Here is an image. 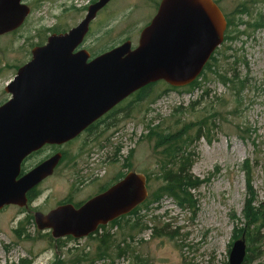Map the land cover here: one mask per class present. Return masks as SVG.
<instances>
[{
  "label": "rangeland",
  "instance_id": "374dc122",
  "mask_svg": "<svg viewBox=\"0 0 264 264\" xmlns=\"http://www.w3.org/2000/svg\"><path fill=\"white\" fill-rule=\"evenodd\" d=\"M95 1L25 0L31 14L23 26L0 37V105L10 99L5 87L17 67L31 59V50L55 29L77 26ZM214 1L237 27L232 40H225L210 58L211 72L203 71L192 86L176 88L160 81L135 92L119 108L115 125L105 126L111 120L99 125L101 133L87 149V136L64 147L60 167L36 189L34 206L48 213L65 200L78 203L131 171L147 176V201L137 213L93 237L57 242L23 208L5 207L0 210V264H89L105 233L116 244L126 237L134 252L118 258L113 247L110 258L92 264H229L233 244L242 238L243 264H264V0ZM159 3L111 1L91 24L86 45L92 53L125 41L136 47ZM218 75L232 81L224 84ZM201 120H207L208 130L197 139L195 125ZM153 129L179 140V157L191 158L192 181L183 188L185 195L162 190L163 163L169 160L150 137ZM249 206L258 212L254 226L244 215ZM134 220L144 230L136 229L130 238L126 222Z\"/></svg>",
  "mask_w": 264,
  "mask_h": 264
},
{
  "label": "water",
  "instance_id": "95a60500",
  "mask_svg": "<svg viewBox=\"0 0 264 264\" xmlns=\"http://www.w3.org/2000/svg\"><path fill=\"white\" fill-rule=\"evenodd\" d=\"M111 1L97 0L76 27L33 48L32 60L5 87L11 97L0 106V210L27 207V193L53 174L62 157L57 154L17 179L29 154L75 139L151 84H192L224 41L227 19L214 0H161L135 49L126 41L88 63L89 53L75 50ZM30 14L24 0H0V37L18 30ZM148 197L147 176L131 171L78 208L65 204L48 213L35 212L34 223L56 241L84 239L99 226L129 215ZM245 257L242 238L234 242L229 264H243Z\"/></svg>",
  "mask_w": 264,
  "mask_h": 264
},
{
  "label": "trees",
  "instance_id": "16d2710c",
  "mask_svg": "<svg viewBox=\"0 0 264 264\" xmlns=\"http://www.w3.org/2000/svg\"><path fill=\"white\" fill-rule=\"evenodd\" d=\"M244 11H246V10H243L242 12H244ZM226 19H227V30L225 32V40H229V39H231L230 36L234 33V29L237 27V24H235L232 21V16H230ZM260 25H261L260 27L263 26V24H260ZM204 71H205V74L207 71H210L209 62L207 63L206 67L204 68ZM202 75L203 74H201L198 77V79L194 83H192L190 86L197 84L199 82V79L202 77ZM218 76H219V79L224 84H227V83L232 81L231 79L227 78L226 75H222V76L218 75ZM152 85H154V84H151V85L141 89V91L144 89L150 88ZM195 126L197 128L196 138L200 139L202 136H204L203 132L205 130H208V122H207V120H201L199 123H196ZM150 137L155 139V146L156 147L163 148L162 155L167 156L168 160H169V161L163 163V172H162L161 179L163 180L164 186H163L162 190H164L168 194H173L175 196H179L178 192L179 191L183 192V188L189 182L192 181V179L189 177V171L192 167L191 158L186 157L184 159V158L179 157V154L177 153L178 151L176 149L180 145V141L176 140L175 138H171V135L170 136L164 135L162 133L157 132L155 129H153ZM174 156H176V159L177 158L178 159L176 161L172 162L171 159ZM119 179H121V178L118 177L117 181ZM183 194L185 195L184 192H183ZM139 207H137L130 214L137 213V210ZM244 215H245L246 219H248L249 223L253 226L256 225L259 221L258 212L256 210L252 209L251 206H249V209L244 213ZM124 218H125V216L120 218L119 220L114 221L113 223H119L120 220H123ZM129 221L126 222L127 226H129L128 228L130 231L128 237L133 238L132 232L135 231L136 229H138L139 232H142L144 230V226L142 225L141 221L134 220L131 223H129ZM124 227H125V225H124ZM249 235L251 236L250 233H249ZM98 240H99L98 241V247H97V250L95 252L94 259H92L89 264H92L97 260H104V259L110 258L111 257L110 250L113 247L115 248V250L117 252L118 258L126 257L130 250L132 252H134V250L128 244H126V242H125L126 237H123V239H121L120 242L116 244V238H114L113 235H111L110 233H105L103 236L99 237ZM54 241H56V240H54ZM247 261H249L248 258L246 259V262Z\"/></svg>",
  "mask_w": 264,
  "mask_h": 264
},
{
  "label": "flooded vegetation",
  "instance_id": "af4514ba",
  "mask_svg": "<svg viewBox=\"0 0 264 264\" xmlns=\"http://www.w3.org/2000/svg\"><path fill=\"white\" fill-rule=\"evenodd\" d=\"M26 2H28V0H26ZM96 2V1H95ZM161 2V0H160ZM24 3H25V0H24ZM111 2H109L102 10H104ZM160 4V3H159ZM92 5V4H91ZM159 7V6H158ZM30 8V7H29ZM89 8V7H88ZM31 9V8H30ZM100 10L98 12V14L102 11ZM88 11V10H87ZM158 11V9H157ZM157 13V12H156ZM97 14V16H98ZM156 15V14H155ZM96 16V18H97ZM96 18L90 23L89 25V31L88 33L86 34V36L84 37L83 39V42L81 45L78 46V48L75 50V52L77 51H80V50H86L89 55H90V58L87 59V62H91L93 61L96 57L108 52V51H111L112 49L120 46V45H114L112 46L111 48H109V50L107 51H104L102 53H92V51L90 50L89 46L86 45V41H87V38L90 34V31H91V24L96 20ZM76 27V26H75ZM74 28V27H73ZM72 29V28H71ZM70 30V29H69ZM69 30H65V31H57L56 29L52 32V35H61V34H65L67 33ZM50 35V36H52ZM48 39V38H47ZM47 39H46V42H47ZM46 42L40 44V45H37V46H43L46 44ZM126 42V41H125ZM124 43V42H123ZM122 43V44H123ZM36 47V46H35ZM34 47V48H35ZM137 47V46H136ZM136 47H133L132 45V48L135 49ZM32 52V50H31ZM31 57H32V54H31ZM32 59H28L24 62H22L23 64L21 66H18L17 69H16V74L18 72V70L24 66L25 64L29 63ZM15 74V76H16ZM14 76V77H15ZM13 77V79H14ZM12 79V80H13ZM11 80V81H12ZM10 81V82H11ZM133 94H131L129 97H127L126 99H124L122 102H120L119 104H117L115 107H113L110 111H108L106 114H104L100 119H98L97 121L93 122L91 125H89L79 136H77L75 139L69 141V142H66L64 144H46L45 146H43L42 148H40L39 150L29 154L26 158H24V160L21 162V166H20V173L18 175V178L17 179H20L21 177L25 176L26 174H28L29 172H31L33 169H35L37 166H39L40 164H42L43 162H45L46 160L50 159L51 157L57 155V154H61V160L59 161L58 165L55 167L54 169V172L51 176L47 177L46 179H44L39 185H37L35 188H33L32 190H30L28 193H27V199H28V206L27 207H23V209L32 217V220H34V214L35 212H42V213H46V212H43L41 210H38L36 209V206H34L35 204V201L37 200V198L39 197V193L36 191V189L42 185L46 180H48L50 177H52L55 172L57 171V169L60 167L63 159H64V156H65V150H64V147L74 143L76 140H78L80 137L82 136H87L86 137V145H85V148L84 149H87L88 148V144L91 143L95 138L96 136L101 133V131L99 130V125L105 121H110L109 123H106L105 126L106 127H110L112 125H115L116 121H117V118L119 117V112L121 111L119 108L121 107V105L124 103H126L131 97H132ZM11 97V96H10ZM9 100V99H8ZM7 100V101H8ZM6 101V102H7ZM123 104V105H124ZM129 112V110H125L124 111V116L127 117V113ZM93 153H91L92 155ZM43 156L41 159H39L38 162H36L35 164H30V162L34 159V158H38V157H41ZM81 173V172H80ZM105 190V189H104ZM103 190L101 189L100 191L92 194V195H89L87 196L86 198H84L82 201L78 202V203H74L71 199H68V200H65V202L63 203H58L56 205L57 206H60V205H65V204H73L75 205L76 207H79L80 205H82L83 203H85L86 201H88L89 199H91L92 197L100 194ZM9 207V206H8ZM17 207V206H16ZM55 207V208H56ZM69 238V237H67ZM72 238V237H70ZM73 239V238H72Z\"/></svg>",
  "mask_w": 264,
  "mask_h": 264
},
{
  "label": "bare ground",
  "instance_id": "6f19581e",
  "mask_svg": "<svg viewBox=\"0 0 264 264\" xmlns=\"http://www.w3.org/2000/svg\"><path fill=\"white\" fill-rule=\"evenodd\" d=\"M224 41H225V36H224ZM224 41H223V43H224ZM223 43H222V44H223ZM222 44H221V45H222ZM218 48H219V47H218ZM218 48H217V49H218ZM217 49H216V50H217ZM216 50H215V51H216ZM214 53H215V52H214ZM214 53H213V54H214ZM213 54H212V55H213ZM211 57H212V56H211ZM195 81H196V80H195ZM195 81H194V82H195ZM194 82H193V83H194ZM190 85H191V84H190ZM190 85H188V86H190ZM188 86H186V87H188ZM0 106H1V105H0ZM119 180H120V179H119ZM116 182H117V181H116ZM116 182H115V183H116ZM115 183H114V184H115ZM103 191H105V190H103ZM103 191H102V192H103ZM102 192H101V193H102ZM83 204H84V203H83ZM83 204H82V205H83ZM74 206H75V205H74ZM80 206H81V205H80ZM80 206H79V207H80ZM75 207H76V206H75ZM76 208H78V207H76ZM123 217H124V216H123ZM121 218H122V217H121ZM119 219H120V218H119ZM119 219H116V220H119ZM116 220H115V221H116ZM113 222H114V221H113ZM113 222H111V223H113ZM111 223H109V224H111ZM109 224H108V225H109ZM105 226H107V225H105ZM105 226H99L98 229H97L93 234L89 235L88 237H93V236H95V235H96L97 233H99L103 228H105ZM88 237H87V238H88ZM84 239H85V238H84ZM244 260H245V259H244Z\"/></svg>",
  "mask_w": 264,
  "mask_h": 264
}]
</instances>
